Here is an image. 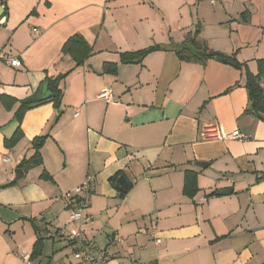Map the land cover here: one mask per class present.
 <instances>
[{
	"label": "crops",
	"instance_id": "crops-1",
	"mask_svg": "<svg viewBox=\"0 0 264 264\" xmlns=\"http://www.w3.org/2000/svg\"><path fill=\"white\" fill-rule=\"evenodd\" d=\"M205 1L0 0V208L22 217L0 220V264H23L36 229L44 242L32 264H78V240L67 237L75 230L99 251L97 264H264V121L249 112L237 68L257 74L264 59V0H210L212 9ZM77 34L93 54L76 68L62 49ZM152 46L162 49L142 64L120 63ZM206 49L236 66L203 59ZM106 63L117 73H103ZM66 74L60 110L46 102L19 120L21 101ZM107 89L112 102L98 97ZM214 123L249 139L205 140L202 128ZM41 136L43 165L24 171ZM187 170L197 174L194 197L184 193ZM89 176L87 221L78 224L65 195Z\"/></svg>",
	"mask_w": 264,
	"mask_h": 264
},
{
	"label": "trees",
	"instance_id": "trees-1",
	"mask_svg": "<svg viewBox=\"0 0 264 264\" xmlns=\"http://www.w3.org/2000/svg\"><path fill=\"white\" fill-rule=\"evenodd\" d=\"M5 4V3H4ZM5 14H7V7L5 6ZM195 37L199 35L200 30L195 32ZM195 37L190 42L196 44ZM162 49L161 46H152L137 52L131 53H122L121 54V62L122 64H142L144 59L157 50ZM186 50V49H185ZM185 53L193 55L191 52H178V56L181 60H185ZM63 56L69 55L75 63V67H80L84 65L89 57L93 54V47L81 36L74 35L72 36L63 46L62 49ZM193 57L198 58L193 55ZM225 57L223 54L211 51L206 49L203 55V59H218ZM261 64V65H260ZM237 68L240 70H244L245 78H246V88L249 92V100L251 102V108L249 110L250 113H253L260 120L264 121V88L262 87V78L264 77V60L259 62L258 73L253 74L249 71L247 64H243L237 61ZM118 70V64L106 63L103 66V73L116 74ZM66 75H60L54 79H47L42 85L41 89L49 84L53 90L52 96L40 98L39 95H33L29 98L20 102V108L17 112V117L21 120L24 113L32 108L40 106L46 102H53L55 107L60 110L62 99H63V91L60 87L61 82L66 78ZM23 134L20 128L16 131L14 136L10 141H8L9 146L15 145L21 138ZM48 139L47 136H41L33 140L32 148L34 153L31 157L23 159L20 163V168L24 171H29L30 169L39 167L43 165V157L41 154V150ZM43 180L51 181V176L44 172L41 176ZM14 183L8 184L7 186H12ZM197 174L194 171L187 170L185 172V188L184 193L188 197H194L197 193ZM126 192H122L120 194V198H124ZM38 234L37 241L35 243L34 250L31 254V259L33 260L35 257H38L41 254V250L43 247L44 238H42L39 234L38 229H36Z\"/></svg>",
	"mask_w": 264,
	"mask_h": 264
},
{
	"label": "built area",
	"instance_id": "built-area-1",
	"mask_svg": "<svg viewBox=\"0 0 264 264\" xmlns=\"http://www.w3.org/2000/svg\"><path fill=\"white\" fill-rule=\"evenodd\" d=\"M35 32L38 33V30H35ZM9 63L13 67H20L22 65L21 61L19 60H10ZM98 97L100 99L106 100L107 102H112V91L107 89ZM201 135L205 140L233 139L242 141L249 139L248 135H245L239 131L228 134L221 123H214L204 126L202 128ZM4 160L6 162L9 161L8 157H5ZM93 180L94 177L89 176L83 184L65 195L69 201L68 205L71 209L70 220L72 222H79L83 224L87 221L85 212L89 207L88 199L92 192ZM62 234L67 233L64 230L62 231ZM67 237L71 241L78 240V248L73 255L78 264H97L100 261L101 256L99 251L93 245H91V243H87L85 239H83L84 235L81 231H72L67 235ZM22 261L23 264H32L31 254L25 253L22 257Z\"/></svg>",
	"mask_w": 264,
	"mask_h": 264
},
{
	"label": "water",
	"instance_id": "water-1",
	"mask_svg": "<svg viewBox=\"0 0 264 264\" xmlns=\"http://www.w3.org/2000/svg\"><path fill=\"white\" fill-rule=\"evenodd\" d=\"M4 12V7H1L0 8V15H2ZM219 61L223 62L224 64H229L231 66H236V63L233 59L231 58H218ZM49 93L48 94V97L49 96H52L53 94V90L51 88V86L49 84L46 85V89L44 91V89H42L41 93H40V97L41 98H45V93ZM209 164L208 163H205V162H195L194 163V166H196L197 168H200V169H205L207 168ZM22 178V170L21 169H18L16 171V178H15V182H18L19 180H21ZM118 187L124 191H128L129 189V183L127 182L125 176H121L119 179H118ZM232 190H225V191H222L220 192L219 194L220 195H229L231 194ZM22 219V217L16 213L15 211L13 210H10L8 208H0V220L7 223V224H10V223H13V222H16L18 220Z\"/></svg>",
	"mask_w": 264,
	"mask_h": 264
},
{
	"label": "rangeland",
	"instance_id": "rangeland-1",
	"mask_svg": "<svg viewBox=\"0 0 264 264\" xmlns=\"http://www.w3.org/2000/svg\"><path fill=\"white\" fill-rule=\"evenodd\" d=\"M203 6H204V8H208V9H212V7H214L211 3H210V0H208V1H205L204 3H203ZM233 6V11H235V12H237L238 11V7H239V5L238 4H236V5H232ZM188 17H190V15L188 16ZM208 27H209V25H208ZM207 27V28H208ZM224 32H226V31H224ZM227 32H229L230 33V31L229 30H227ZM264 60V59H263ZM261 60H257V65H258V67H259V62H260ZM261 65V64H260ZM94 177V176H93ZM87 180V179H86ZM85 180V181H86ZM86 213V212H85ZM78 224H79V222H77ZM45 256H46V253L44 254V257L43 258H45Z\"/></svg>",
	"mask_w": 264,
	"mask_h": 264
}]
</instances>
